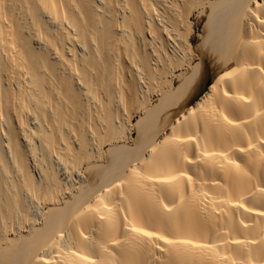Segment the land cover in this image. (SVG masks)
Listing matches in <instances>:
<instances>
[{"label":"bare ground","instance_id":"6f19581e","mask_svg":"<svg viewBox=\"0 0 264 264\" xmlns=\"http://www.w3.org/2000/svg\"><path fill=\"white\" fill-rule=\"evenodd\" d=\"M193 9L226 70L127 145ZM0 264H264V0H0Z\"/></svg>","mask_w":264,"mask_h":264},{"label":"rangeland","instance_id":"374dc122","mask_svg":"<svg viewBox=\"0 0 264 264\" xmlns=\"http://www.w3.org/2000/svg\"><path fill=\"white\" fill-rule=\"evenodd\" d=\"M189 23H190V25L186 24L189 27H188V30L185 32V34L186 33L188 34L190 46L187 45L186 46L187 50H186V48H185V50L187 51V53L190 52L189 53L190 55L188 54V56L192 57L190 59L191 65H194L193 67L195 69H197V68H200V69L203 68V69L200 72H198L199 73L198 75H197V73L193 74L192 70L185 71L183 76L180 78H178V76H176V75H177V73H180L181 70L178 71L177 73L174 72L173 74L169 73V72H171V70L164 69L163 71L166 70L165 73L162 71L159 72V70H157V72H159V74H156L157 77L159 75L160 76L162 75V78L161 77L157 78L155 74H152L154 78H152L150 76L151 81L153 82V83L151 82L152 83L151 86H149L151 84L150 78H149V81H146V80H148V78L146 79L144 77V79H143L144 82L146 84H149V85L145 84L147 88L146 87H144V88L146 89V91H148V86H149L150 89H149V92H147V95L145 96V103L141 106L140 103L138 102V105L140 107L137 106V104H136L137 102L135 103L136 99L134 97H131L130 94L128 92H126L123 95L124 96L123 98H125L126 100L125 101L122 100L125 103L124 104L122 102V104H124L125 107L121 105L122 107H121L120 112H121V114L126 112V114H124L123 116L126 115L125 118L128 119V121L126 119H124V120L126 121V125L127 124L128 125L125 127H126V131L128 132L127 135L129 134V137L130 138L132 137L131 140H130V138L127 139V141L124 139L125 141H123V142H125V143L128 142V143H126L127 145H132L134 139L137 142L142 143L143 146L148 145L147 144L148 140L145 137V133L147 131L149 134L153 130L155 125L160 130V128L163 125L169 124L170 122H175L177 118L179 119L181 117V115L186 113V111L189 109L190 106H193L198 100H200V97L202 95H204L206 93V91H208L209 85H211V83H213L216 80V78L226 70V68H219L220 65H222V63H223V60H218L215 55H212L209 52V47L207 46L208 41L206 40L207 37H203L205 35V33L207 32V29H209L207 26V15H206V13H199L198 10L193 9V12L191 13V16H190V22ZM183 26H184V28H187V26L185 27V24ZM200 57H202V59H200ZM212 71H213V73H212ZM175 73H176V75H174ZM155 77L157 80L154 81ZM183 79L188 80L187 84L184 86V88L186 90L183 89V90H185L184 96L182 97L180 95H178V96L175 95V96L171 97L169 94L173 91V89H174V91L181 90L182 83L184 81ZM190 79H191V81H190ZM167 80H168V82L166 83L165 81H167ZM170 81H171V83H170ZM163 82H164V85L162 84ZM158 83H160V84H158ZM161 86L163 87V89ZM170 86H172L173 88H171ZM166 87H169V88H166ZM159 88H160V90H159ZM146 91H145V93H146ZM165 96H167V97L165 98ZM131 99L133 102L130 101ZM122 108L125 111L123 110V112H122ZM145 117H147V120L144 122H141L140 120L145 118ZM130 131H131V133H130ZM161 132H163V131H161ZM123 142H120V143L123 144ZM103 149L104 150L108 149L107 143L104 144ZM112 154L113 155L114 154L119 155L120 152H118V153L113 152ZM80 169H81V172L83 173V175H86L89 177L94 176L97 173V172L93 171L91 165L89 163H87V161H85L84 163H82L80 165ZM39 202H41V204H42L43 201L40 200ZM44 202L42 204V207L45 208V207L49 206L48 204L45 205ZM29 203L30 202H28V203L26 202V206H28ZM29 206L31 207L30 210H32V211L34 210L36 212L37 208H35L34 205H32L30 203ZM30 207H28V208H30ZM40 220L41 219H38L39 222L37 221L36 223L40 224V222H41ZM14 225H16V224H14ZM14 225H13V227H14ZM10 232H11L10 234L12 235V229Z\"/></svg>","mask_w":264,"mask_h":264}]
</instances>
